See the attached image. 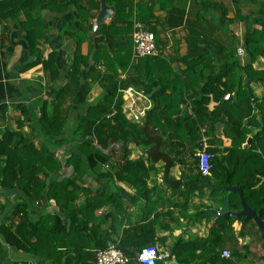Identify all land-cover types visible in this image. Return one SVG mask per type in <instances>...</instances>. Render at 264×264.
<instances>
[{"label": "crops", "instance_id": "0c3cea01", "mask_svg": "<svg viewBox=\"0 0 264 264\" xmlns=\"http://www.w3.org/2000/svg\"><path fill=\"white\" fill-rule=\"evenodd\" d=\"M58 1H64L66 5L65 11L60 14L43 11L40 7L30 14L34 20L42 18L50 23L44 32L45 39L39 41L37 48L42 61L53 51L56 53L51 70L38 64L22 72L21 68L28 62L23 42L25 32L21 27L26 17L20 11L13 19L0 20V105L8 106L5 120L0 119V130L7 128L11 132L18 131L38 149L44 146L51 148L44 143L39 133L31 129L28 122H24V115L18 107L37 118L40 110L45 108L50 120L58 117L65 123V138L68 143L62 149H54L60 161H65L73 151L77 124L88 108L97 103L100 108L112 111L120 100V92L127 88L143 93L148 90L144 94L149 98L154 92L162 90L165 97L176 96L173 105L180 95L179 113L172 116V121L177 116L180 119L192 116V106L205 77L213 73L217 75L226 67L230 69L229 64L237 61L238 67L231 75L245 78L243 67L249 64L250 59L246 56L244 40L254 29L260 30V25L256 22L264 21V0H76L75 5L67 0ZM103 2L114 11L108 19L97 24ZM135 22L141 23L154 34L160 51L158 58H152L146 63L144 60L134 59L131 33ZM93 25H98L96 32L92 31ZM77 30L80 31L79 34ZM71 35L83 38L78 50L76 40ZM239 45L245 50L242 60L236 56ZM76 52L82 60L80 76L78 79H69L66 71ZM196 62L199 63L197 70L202 69V79L188 69V66ZM263 64L264 58L258 57L252 68L260 70ZM54 68L58 72L56 79L52 71ZM147 76L149 83L146 82ZM143 82L147 88L142 86ZM244 82L241 84L242 91L248 88L254 98L264 97V82L260 84L249 81L248 78ZM65 86L66 89L62 91ZM236 90L237 88L232 94L229 109L237 101ZM85 91L88 93L83 98ZM217 105V102L211 100L207 105V112H212ZM241 106L247 107L245 103H241ZM226 121L224 116L215 123L212 131L204 128L205 137L207 140H214L218 149L227 143L230 145L231 136L226 130ZM18 122L23 123L20 129L17 127ZM167 139V135L162 136L166 146L169 145ZM170 147L173 153L167 150L169 158L154 164L146 162L147 166L155 169L146 180V188L150 191L149 203L143 199L131 201L136 190L118 182L113 176L120 167L105 169V165H98L84 176L81 184H77L83 190L76 193L75 201L69 202L62 209L51 200L48 207L29 216L32 221H38L45 215L58 217L65 235L71 233L65 242L69 252L60 248L56 257L44 256L41 260L40 257L10 247L0 235V264H95V255L104 245L117 246L125 230L151 223L155 234L154 248L168 257L165 263L184 264L170 257L173 245L180 240L192 242L208 238L213 220L200 212L206 209H210V213L218 212L224 198L227 199L228 206V198H213L207 189L199 192L195 188H178L175 182L182 176L194 174L190 171V165L197 160L193 158L195 150L189 143ZM129 150V159L135 161L146 156L147 148L130 144ZM118 155L117 151L115 157L119 160L115 159L116 161H120ZM169 163L173 165L167 180L174 182L166 184L162 181L160 184L159 179L164 178ZM61 173L72 176L69 168ZM106 174L111 175V179L98 178ZM211 184L214 185L215 181H211ZM72 188L70 186L69 190ZM102 188L107 189L110 194L120 193V199L113 198L108 205H101L94 213L86 211L87 230L84 231L81 227L86 220L84 214H77L75 218V213L87 207V200L100 193ZM225 190L231 193L227 188ZM0 201L5 204V208L0 209V226L8 227L11 222L13 225L17 224L13 208L15 204L21 205L23 200L7 197ZM76 221L82 224L78 228ZM52 225L55 223L50 222L49 226ZM251 229L244 230L245 236H240L239 229H236L232 247L228 245L224 250L230 251L231 247L240 252L243 247H248L264 257L263 246L261 248L260 242L249 235L248 231ZM74 231H79L77 236L73 234ZM255 232L256 229H252L251 233ZM104 235L106 239L103 238ZM99 239L104 241L98 244ZM54 258L57 259L52 261ZM235 263L251 264L247 254ZM131 264L139 263L134 261ZM159 264L164 262L159 261ZM191 264L201 263L197 260Z\"/></svg>", "mask_w": 264, "mask_h": 264}, {"label": "trees", "instance_id": "16d2710c", "mask_svg": "<svg viewBox=\"0 0 264 264\" xmlns=\"http://www.w3.org/2000/svg\"><path fill=\"white\" fill-rule=\"evenodd\" d=\"M67 1L70 4L71 2L76 4V0ZM65 6L64 1L58 0H0V20L13 19L20 11L26 17V21L21 27L25 32L23 42L26 45L27 53L25 54L28 55V62L21 68L22 72L38 64H41L44 69L51 70L52 63L56 58V53L53 51L46 60H41L37 45L40 40L45 39L44 32L50 23H46L42 18L34 20L30 14L37 7L43 11L60 14L65 11ZM256 24L260 25V30L254 29L248 33L244 40L246 56L250 60L249 64L243 68L245 78H248L249 81L264 82V64L260 70L252 68V64L258 57L264 58V21L256 22ZM77 31L79 34L80 31ZM71 36L76 40L78 50L83 38ZM80 57L76 52L71 66L66 71L69 79H78L80 76V62L82 61ZM150 59L141 60L146 63ZM198 66L199 63L196 62L188 66V69L192 74H197L199 79H202V69L197 70ZM229 66L230 69L223 68L217 75L213 73L205 77L200 93L192 106L193 115L182 119L177 116L175 121H172V116L179 113L180 95L176 104L173 105L176 96L165 97L162 90L154 92L150 97L152 108L142 125L129 123L125 119L121 112L123 104L121 97L112 109L115 114L111 119H106V116L111 114V110L100 108L97 103L91 105L85 115L79 119L80 122L74 133L76 139H74L73 151L65 161L58 160L54 153V149H62L68 143L65 138L64 121L58 117H53L50 120L45 108L40 110V116L37 118L26 114L22 107L17 106L21 114L24 115V122H28L31 129L39 133L45 141L44 143L50 145L51 148L44 146L38 149L18 131L11 132L7 128L0 130V199L15 197L23 200L21 205L15 204L13 208V214L18 219L17 224L13 225L11 222L8 227L0 226V235L4 242L24 253L40 257L41 260L44 259V256L56 257L60 248L65 249L68 253L69 250L65 242L71 233L68 232L69 234L65 235L60 228L58 217L45 215L38 221H32L29 217L31 213L36 214L37 210L45 209L51 200L64 209L66 204L75 201L76 193L83 190L77 184H81L84 176L98 165H108L107 169L120 167L113 176L118 182L136 190L131 201L136 202L143 199L149 203L150 191L146 188V180L155 169L147 166L146 162L154 164L169 158L167 150L169 149L172 154L173 149L170 146L176 144L185 146L186 143H189L193 151L202 150L205 144L203 135H206L204 128L207 127L212 131L215 123L224 116L227 118L226 130L231 136L230 145L221 151L215 145L214 140L206 141L208 144L206 152L211 157L210 176H202L197 169L194 174L182 176L175 183L178 188H195L199 189V192L207 189L213 198L220 197L222 199L226 196L228 209L231 212L241 211L239 196L236 193H228L225 189L238 187L247 207L256 213L261 212L260 219L264 225V129H261L264 125V97L254 98L248 88L242 91L241 84L245 78L231 75V72L233 73L238 67V62L235 61ZM52 71L56 79L58 72L55 68ZM146 82L149 83L148 76ZM244 84L249 85L245 82ZM142 86L147 88L145 82L142 83ZM236 88L238 98L229 109V103L232 101V94ZM145 92L149 91L145 90ZM86 93L88 91L83 93V98ZM163 100L166 102L163 103ZM211 100L217 102L218 105L212 112H207L206 108ZM241 103H245L247 107L243 108ZM7 111L8 106L0 105L1 120H5ZM22 124L18 122L17 127L20 129ZM256 129L261 130L254 135L253 132ZM163 135L168 136L166 142L169 145L167 146L162 140ZM248 136L252 137L250 146L243 149L242 146L246 143ZM130 144L147 148L146 156L135 161L130 160ZM117 151L120 161L115 160ZM172 165L173 163H169L165 169L163 181L166 184L174 182L167 180ZM195 165L197 168L198 161ZM65 168L71 170V177L61 173ZM98 178L100 180L111 179V175H100ZM211 181H215V184L212 185ZM70 186L73 187L72 190H69ZM107 191L102 188L100 193L88 199L87 207L79 209V213H75V218L77 214L83 215L87 213L86 211L94 213L101 205H108L113 198L120 199V193L110 194ZM3 208H5V204L3 205L0 201V209ZM209 210L200 212L213 220L208 238L203 241H177L172 247L170 257H174L176 262L184 264H191L192 261L197 260L201 264H236L238 259L247 254L256 264H264L263 256L255 250L243 247L239 252L231 248L235 240L236 229H239L240 236H245L246 228L256 229L255 234L251 233L252 229L248 232L250 237H254L260 242L262 248L261 234L253 221L244 222L243 218L225 219L221 216H212ZM28 212L30 213L28 214ZM84 217L86 220L82 223L83 225L78 221L76 223L78 224L77 228L82 225L81 227L85 231L87 230L85 214ZM50 222L55 225L49 226ZM77 233L79 231L73 232L75 236ZM154 237L152 223L145 226H133L123 232L120 242L115 247L129 259V264H131L135 261L136 252L143 248H154ZM103 238L107 237L104 235ZM103 241L104 239H99L97 242L100 244ZM228 245L231 246V250H224ZM107 248L104 245L101 249ZM223 251L230 253L228 259L221 257ZM56 259L54 258L52 261Z\"/></svg>", "mask_w": 264, "mask_h": 264}, {"label": "built area", "instance_id": "2783aa9c", "mask_svg": "<svg viewBox=\"0 0 264 264\" xmlns=\"http://www.w3.org/2000/svg\"><path fill=\"white\" fill-rule=\"evenodd\" d=\"M98 26L93 25L92 31L96 32ZM133 57L135 60L144 58H158L160 51L156 46L154 34L144 27L141 23L135 22L131 33ZM238 59H244L245 50L242 45L236 49ZM121 93L123 104L121 107L122 115L132 124L142 125L147 113L152 108V102L149 96L143 92H139L133 88H127ZM227 99V98H226ZM115 114L113 110L111 114L106 116V119H111ZM204 132V131H202ZM206 144L202 150H195L194 157L198 161V170L202 176H210V155L206 152ZM163 179L159 182L162 183ZM223 259H228L230 253L223 251L221 253ZM170 259V258H169ZM168 257L161 255L156 248H143L135 255V261L139 264H156L161 261L164 264ZM95 264H129V259L126 258L115 246H108L107 249L98 251L95 255Z\"/></svg>", "mask_w": 264, "mask_h": 264}, {"label": "water", "instance_id": "95a60500", "mask_svg": "<svg viewBox=\"0 0 264 264\" xmlns=\"http://www.w3.org/2000/svg\"><path fill=\"white\" fill-rule=\"evenodd\" d=\"M113 11H114V9L106 6L105 3L103 2L101 5L100 13H99L98 18L96 20V23L98 24V23L104 22L106 19H108L111 16ZM261 129H264V125H262ZM261 129L254 130L253 134L256 135ZM250 143H251V139H248L246 144L249 146ZM227 190L230 191L231 193H236L239 196L241 211H239V212L229 211L228 206H227V199L224 198L221 209L218 212L212 211L211 213L213 215H216V216H222L225 219H227V218H233V219L243 218L244 222L253 221L256 224V226H257V228L261 234V240L263 241V249H264V225L260 219L261 212L259 211L256 213L255 211H253L247 207V205L245 204L244 199L241 195L240 189L238 187L227 188ZM263 260H264V257H263Z\"/></svg>", "mask_w": 264, "mask_h": 264}, {"label": "rangeland", "instance_id": "374dc122", "mask_svg": "<svg viewBox=\"0 0 264 264\" xmlns=\"http://www.w3.org/2000/svg\"><path fill=\"white\" fill-rule=\"evenodd\" d=\"M260 68H262V67H260ZM260 84H262V83L260 82ZM248 139H252V137H251V136H248V137H247V140H248ZM247 140H246V143H247ZM206 141H207V137L204 136L203 143H204V142L206 143ZM246 143L242 146L243 149H244V148H247V147L250 146V145L248 146ZM207 145H208V144L206 143V146H207ZM228 146H229V144L227 143V145H225L223 148H220V150L222 151L224 148H226V147H228ZM207 147H208V146H207ZM119 156H120V155H118L117 157H119ZM191 158H192V155H191ZM193 158H194V156H193ZM116 160H119V159H116ZM114 161H115V160H114ZM104 168L107 169V168H108V165H105ZM197 169H198V168H196L195 162H194L193 164L190 165V171H191V172H194V173H195V172L197 171ZM160 179H163V177H161ZM160 179H159V180H160ZM159 183H160V182H159ZM160 184H161V183H160ZM256 234H257V233H256ZM249 261H250L251 264H256V262L253 261L251 258H249Z\"/></svg>", "mask_w": 264, "mask_h": 264}, {"label": "clouds", "instance_id": "9594fccd", "mask_svg": "<svg viewBox=\"0 0 264 264\" xmlns=\"http://www.w3.org/2000/svg\"><path fill=\"white\" fill-rule=\"evenodd\" d=\"M98 26V25H97ZM132 42V41H131Z\"/></svg>", "mask_w": 264, "mask_h": 264}]
</instances>
